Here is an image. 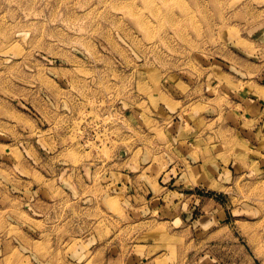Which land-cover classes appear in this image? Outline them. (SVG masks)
Here are the masks:
<instances>
[{
    "label": "rangeland",
    "instance_id": "1",
    "mask_svg": "<svg viewBox=\"0 0 264 264\" xmlns=\"http://www.w3.org/2000/svg\"><path fill=\"white\" fill-rule=\"evenodd\" d=\"M252 86L264 96V0H0L1 218L41 211L29 202L45 195L43 176L56 181L63 170L44 228L34 225L42 234L30 237V260L83 264L94 249L143 251L136 245L151 241L152 222L136 193L156 180L145 166L164 160L171 113L192 117L219 104L204 97ZM123 169L131 200L120 205ZM234 176L197 189L180 208L185 219L169 225L174 252L166 244L149 254L264 264V171Z\"/></svg>",
    "mask_w": 264,
    "mask_h": 264
},
{
    "label": "crops",
    "instance_id": "2",
    "mask_svg": "<svg viewBox=\"0 0 264 264\" xmlns=\"http://www.w3.org/2000/svg\"><path fill=\"white\" fill-rule=\"evenodd\" d=\"M212 99L219 104L209 103L201 110H194L191 113L192 117L187 116L189 113L179 114V110L172 112L167 124L168 148L164 160L161 157L159 162L145 166V176L150 179L155 177L156 180L151 183L144 181L139 183L140 193H136V196L141 200L138 207L139 215L144 217L143 220L152 222L144 231L146 237L152 238L149 239L151 241L137 244V248L143 251L138 250L135 255H132L131 249L121 251L113 247L104 250L101 256L97 253L100 249H94L89 256L91 258L88 257L83 264H172L167 254L160 251L153 254L149 252L157 246L166 244L169 251L174 252L171 247V243L174 244L172 239L174 234L169 225L171 222L185 219L181 210L183 202L188 206L187 199L195 197L193 193L197 192V189L216 186L231 177L232 173L235 174L234 177H245L264 171V96L256 93L253 86L250 90L227 87L225 92L220 90L212 97L209 95L204 97L203 101L206 103ZM157 124L162 125L160 121ZM116 172L121 176V181L116 184L121 191H116L113 195L119 196L117 198L120 205L126 201L127 204V196L129 201L131 200L128 194L131 185L125 177L127 171L123 169ZM65 176L66 172L63 170H59L56 181L50 174L43 176L39 187L45 195L37 202H29L32 207L41 205V211L26 212L24 219L11 214L9 220L7 217L1 218L0 212V264H3L4 252L12 253L10 264H35L30 260V255L34 254L30 253L34 247L30 237L35 231H38L39 235L42 234V230L34 225L43 221L44 228V221L49 215L52 202L51 197L56 192H62L65 187L62 181L67 182ZM158 176L164 180L172 179L174 187L167 188L159 184ZM75 179L82 184L81 178L78 180L75 176ZM199 197L202 201L207 200L205 197ZM3 201V197L0 196V204ZM30 206L28 207L31 208ZM18 207L16 203L11 209ZM156 221L165 224L166 232L158 231L161 227H156L158 225ZM19 254L22 257H19ZM24 256H28V261ZM20 258H23L21 263ZM88 261L89 263H86Z\"/></svg>",
    "mask_w": 264,
    "mask_h": 264
}]
</instances>
